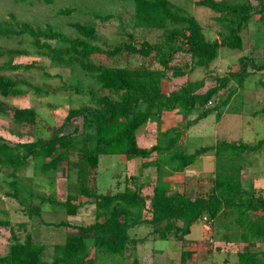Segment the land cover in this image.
Masks as SVG:
<instances>
[{"label":"trees","instance_id":"obj_1","mask_svg":"<svg viewBox=\"0 0 264 264\" xmlns=\"http://www.w3.org/2000/svg\"><path fill=\"white\" fill-rule=\"evenodd\" d=\"M42 1L50 4L54 0ZM255 1L256 4H253L252 0H195L196 6L207 7L217 13L213 19L226 29V33L220 32L219 38L213 40L206 38L200 23L193 15L170 0H133L134 26L163 29L162 40L158 43L147 40L135 42L132 33H127L128 40L113 46L105 43L100 45L95 43L98 36L94 25L72 23L78 36L70 38L48 23L37 26L23 21L12 24L0 20V36H27L38 54L58 65L78 66L90 74L101 89L118 95L117 98L108 94L99 95L91 105L70 108L63 123L54 128L52 134L46 138L11 144L0 134L2 164L19 168L26 165L29 158L42 157L43 171L55 170L63 163H66L67 168H72L74 163L70 156L78 138V129L70 131L67 128L73 120L82 117L85 124L93 127V133L89 134L88 140L76 150L79 164L75 165L81 166L78 170L79 181L76 189L68 192L62 203L52 198L41 199L62 205L68 215H75L91 198L96 218L93 223L87 225L68 222L56 224L68 225L78 230L66 235L61 243L36 242L30 232H26L23 239L13 234L8 251L0 254V264H94L90 248L85 242L86 237H92L93 246L100 252L123 256L128 248L139 240L129 234V229L136 225L155 226L164 223L159 237L177 235L181 239L190 232L191 225L203 216L214 220L229 211L236 212L234 223L239 227L240 241L252 246L256 240L264 238V193L244 189L240 174L236 172L235 167L231 169V165L225 167L224 174L213 179L211 192L195 197L182 192H170L161 181L155 183L150 196L143 195L138 188L108 194L97 193L88 185L82 167L96 168L101 154H123L127 159L138 158L141 168L153 167L161 174L166 169L172 172L183 171L194 163L198 156L210 150L214 151L216 158L221 159L237 158L261 149L264 139H258L256 143L218 139L213 145L200 146L192 152H186L179 148L177 141L181 131L175 128L165 129L161 133L164 140L160 138L149 147L140 146L137 142L139 127L148 121L159 120L163 111L178 108L180 113L189 114L197 107H204L231 79L238 78L241 85L248 74L247 63H251L255 69L264 68V63L256 65L251 58L242 56L239 58L241 71H229L225 75L215 74L216 84L202 93L196 92L192 84H185L180 90H173L168 94L162 87L167 71H171L173 76L185 74L182 67L172 64L178 53L190 55L194 67H206L216 58L220 46L241 49V30L244 25L253 14L264 13V0ZM59 12L68 14L71 9L65 8ZM92 15L101 20L111 17L95 13ZM53 41L63 45L55 46ZM123 52L149 58L157 66H108L94 63L90 59L98 53L111 57ZM28 53L24 48L0 46V57L8 58L0 65V95L18 96L28 90L37 94L49 91L26 79L11 77L1 72L6 69L32 67V63H13L15 57ZM22 85L26 88H22ZM75 91L80 92L77 88ZM233 92L225 98L224 105L229 103ZM10 111L14 123L21 126L35 124L34 108L13 107ZM210 111V108L203 109L195 121L206 117ZM6 112V108L0 105V114ZM221 115L222 111L217 117ZM9 186L13 192H7L6 195L12 197L22 187L16 180L10 181ZM131 208H146L149 215L144 218L131 217ZM7 224L6 220H0V225ZM20 225L23 228L26 226L24 222ZM225 237L228 238L227 234ZM186 262V251L182 250L180 264ZM133 264H138L136 258ZM235 264H264V254L251 250L239 251Z\"/></svg>","mask_w":264,"mask_h":264},{"label":"rangeland","instance_id":"obj_2","mask_svg":"<svg viewBox=\"0 0 264 264\" xmlns=\"http://www.w3.org/2000/svg\"><path fill=\"white\" fill-rule=\"evenodd\" d=\"M170 1L195 17L208 40L219 38L220 32L226 33L225 27L213 19L217 13L207 7L196 6L195 0ZM252 3L257 2L252 0ZM65 8H70L71 12L68 14L59 12ZM93 13L111 17L101 20L94 17ZM0 20L12 24L23 21L37 26L48 23L70 38L78 36L72 23L94 25L98 36L95 43L100 45L105 43L109 46L128 40L127 33H132L135 42L147 40L158 43L161 42L163 33V29L134 26L133 0H54L50 4L42 0H0ZM241 34L243 38L241 49L220 46L216 58L206 67H194L190 55L178 53L172 64L182 67L185 74L173 76L171 71H167L162 81L163 91L168 94L173 90H180L185 84H192L196 92L202 93L216 84L215 74L225 75L229 71H241L242 65L239 58L242 56L251 58L256 65L263 64L264 13L253 14L244 25ZM53 44L63 45L58 41H53ZM0 46L28 50V54L15 57L13 63L33 64L29 69H6L2 70V73L26 79L43 89H49L47 93L40 94L28 90L18 96L0 95V105L7 110L6 113L0 114V134L11 144L49 137L53 129L63 123L70 108L91 105L99 95L108 94L114 98L118 97L117 94L101 89L95 79L78 66L58 65L38 54L27 36H0ZM7 59L6 56L0 57V65ZM90 59L94 63L108 66L135 68L157 66L149 58L126 52L111 57L98 53L92 55ZM247 71L248 74L241 85L238 78L231 79L204 107H197L189 114L180 113L178 108L163 111L159 120L144 123L137 130V142L140 146H149L158 142L160 138L163 139L161 133L166 127L181 131L177 143L179 148L186 152L213 144L218 139L232 142L249 141L248 143H256V140L260 138L264 139V104L258 101L264 92V68L255 69L251 63H247ZM21 87L26 88L23 85ZM75 88L80 92L77 93ZM232 92L229 103L224 105L225 98ZM13 107L34 108L35 124L21 126L14 123L10 111ZM205 108H210L212 111L196 122L198 114ZM221 111L223 114L218 118L217 114ZM76 128L78 138L74 142L70 156L74 163L72 168H67L66 163H63L55 170L43 171L42 157L29 158L27 164L19 168L0 163V220L8 222L7 226L0 225V254L8 251L13 241V234L23 239L25 233L30 232L36 242L61 243L66 235L78 230L68 225L56 224L68 222L87 225L96 220L91 198L79 208L75 215H68L62 205L41 199L42 197L52 198L62 203L66 194L76 189L79 181L78 170L81 167L75 165L79 164L76 150L88 140L89 134L93 133V127L85 124L82 117H78L69 124L67 129L71 131ZM262 150L264 151V144L258 151L245 153L237 158L220 159L214 156L207 158L206 154L200 155L188 167L187 175H183L182 171L172 172L169 169L158 174L153 167L141 168L138 158L127 159L123 154H101L96 168L82 167L88 185L102 194L138 188L143 195L150 196L155 183L161 181L170 192H182L195 197L211 192L213 183H205L201 176H192L194 171L202 170L201 175L209 176L213 182L216 176L225 173V167L229 165L231 169L233 167L237 169L236 172L240 174L244 189L260 193V189L264 187L262 182H259L260 178L264 179V154H259ZM200 166L202 167L199 168ZM252 176L256 180L250 186L252 182L249 177ZM12 180H16L22 186L14 197L6 195L7 192H13L9 186ZM146 202L148 204L149 200L147 199ZM130 215L144 218L149 215V212L146 208H131ZM235 216L234 211L220 215L214 220L203 216L201 218L202 223L205 224L202 230L203 236H197L195 226L190 234V238H193L191 241L179 239L180 236L177 235H169L170 237L167 238L159 237L164 223L155 226L136 225L129 230V234L150 237L147 243L149 247L139 252L142 264H179L183 247H187L190 251L189 264H210L211 255L218 257L216 264H234L235 254L242 249L239 244L241 242L239 227L234 223ZM23 222L26 224L24 228L20 225ZM147 233H150V236H147ZM226 234L228 238L225 237ZM85 242L90 248L94 264H133L135 259L133 246H130L125 255L121 256L100 252L93 246L92 237H86ZM257 242L260 243L255 248L258 250L257 253L264 254V238L258 239ZM160 250L164 253H159ZM201 251L205 252L204 263L196 256Z\"/></svg>","mask_w":264,"mask_h":264},{"label":"crops","instance_id":"obj_3","mask_svg":"<svg viewBox=\"0 0 264 264\" xmlns=\"http://www.w3.org/2000/svg\"><path fill=\"white\" fill-rule=\"evenodd\" d=\"M259 93V92H258ZM258 101H259V103L260 104H264V92H263V96L262 97H260V99H258ZM223 112V111H222ZM264 113V112H263ZM223 114V113H222ZM254 117V116H253ZM169 127V126H168ZM165 129H167V127L165 128ZM247 134H249V133H247ZM260 139H262V138H260ZM257 141V140H256ZM217 142V140L213 143V144H215ZM244 142H246V141H244ZM247 142H249V141H247ZM139 144V143H138ZM213 144H210V145H213ZM152 145V144H151ZM151 145H149V146H151ZM149 146H143V147H149ZM204 146H209V145H204ZM208 153V154H207ZM258 153V152H257ZM207 155V158H210L211 156H214V157H216L215 156V154H214V151L213 150H210V151H208V152H206V153H204V154H201V155ZM259 154L261 155V154H264V151L262 150V151H259ZM199 157V156H198ZM190 166V165H189ZM189 166H187L183 171H182V174L183 175H187V169H188V167ZM202 166H200L199 168H201ZM250 170V169H249ZM248 170V171H249ZM189 171H191V170H189ZM201 171L202 170H197L196 172L194 171V174L192 173L191 175L193 176V175H195V177H198V176H201V177H203L202 179H204V182L205 183H212V181H211V178L209 177V176H206V175H201ZM251 171V170H250ZM248 175V174H247ZM249 176V175H248ZM246 177V176H245ZM249 180L252 182L251 184H250V186H252V184H254L253 182L256 180L255 178H254V176H252V177H249ZM260 181V183L262 182V186H264V179L262 178H260L259 179ZM211 185H213V184H211ZM254 186V185H253ZM260 193H264V187L262 188V189H260V191H259ZM141 225V224H140ZM205 224H203L202 223V221H201V219L200 220H198V221H196L195 223H193L192 225H191V227H190V232L187 234V235H185L184 236V239L185 240H188V241H191V240H193V238H190V234H191V232H192V230H193V228L196 226V230H197V236H199V237H202L203 236V226H204ZM135 227V226H134ZM134 227H132V228H134ZM131 228V229H132ZM130 230V229H129ZM148 235L147 236H150V233H147ZM131 236V235H130ZM132 238H137L138 236H131ZM137 239H139L138 240V242L133 246L134 247V249H133V251H134V254H135V258L137 259V261L139 262V264H142L141 262H140V257H139V252L140 251H143V248H146V247H149V245H147V243L149 242V239H150V237H138ZM258 240H256V242L254 243V245H252V246H250V245H248L247 243H245V242H239V244L241 245V247H242V249L240 250V251H243V250H251V251H254V252H258V250L257 249H255L257 246H258V244H260V243H258L257 242ZM228 244L230 243V242H227ZM150 248H151V246H150ZM152 249V248H151ZM183 250H185L186 251V256H187V262H186V264H189V261H188V259H189V253H190V251L188 250V248L187 247H183L182 248ZM181 249V250H182ZM159 250V249H158ZM159 253H161V254H163L164 253V251L163 250H160V251H158ZM181 253V252H180ZM193 253V252H192ZM238 253V252H237ZM237 253L235 254V256H236V260H235V262H234V264L236 263V261H237ZM193 255V254H192ZM196 256L198 257V260H199V258L201 259V261H202V263H204L205 262V252L204 251H201V252H198L197 254H196ZM180 258V257H179ZM218 257L216 256V255H211L210 256V264H216V259H217ZM179 264H180V260H179Z\"/></svg>","mask_w":264,"mask_h":264},{"label":"built area","instance_id":"obj_4","mask_svg":"<svg viewBox=\"0 0 264 264\" xmlns=\"http://www.w3.org/2000/svg\"><path fill=\"white\" fill-rule=\"evenodd\" d=\"M210 102V101H209Z\"/></svg>","mask_w":264,"mask_h":264}]
</instances>
